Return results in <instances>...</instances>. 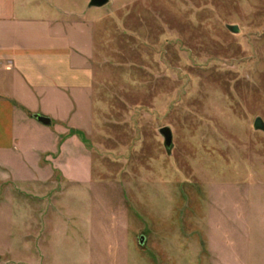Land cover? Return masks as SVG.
<instances>
[{
  "label": "rangeland",
  "instance_id": "1",
  "mask_svg": "<svg viewBox=\"0 0 264 264\" xmlns=\"http://www.w3.org/2000/svg\"><path fill=\"white\" fill-rule=\"evenodd\" d=\"M90 2L56 0L80 119L19 112L0 153V264H264V0Z\"/></svg>",
  "mask_w": 264,
  "mask_h": 264
},
{
  "label": "crops",
  "instance_id": "2",
  "mask_svg": "<svg viewBox=\"0 0 264 264\" xmlns=\"http://www.w3.org/2000/svg\"><path fill=\"white\" fill-rule=\"evenodd\" d=\"M73 11L59 10L56 0H0V153L18 145L19 112L24 122V112L42 114L47 105L51 119H80V97L96 78L90 51L66 27Z\"/></svg>",
  "mask_w": 264,
  "mask_h": 264
},
{
  "label": "water",
  "instance_id": "3",
  "mask_svg": "<svg viewBox=\"0 0 264 264\" xmlns=\"http://www.w3.org/2000/svg\"><path fill=\"white\" fill-rule=\"evenodd\" d=\"M110 3V0H91L90 5L92 7H98L102 8L106 6L107 4ZM228 29L235 34L240 33V27L237 25H228ZM35 118L41 122L42 124L46 126H51L52 125V119L50 117L44 116L42 114H35ZM254 128L256 130H260L264 132V119L262 117H257L254 123ZM160 133L164 136L165 138V144L167 147H172L174 143V134L173 130L171 127L166 126L160 129ZM146 242V237L142 236L140 239V243L144 245Z\"/></svg>",
  "mask_w": 264,
  "mask_h": 264
}]
</instances>
